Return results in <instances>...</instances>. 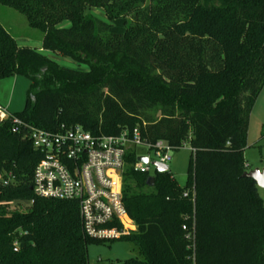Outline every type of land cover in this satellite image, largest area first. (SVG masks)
Here are the masks:
<instances>
[{
    "label": "trees",
    "instance_id": "16d2710c",
    "mask_svg": "<svg viewBox=\"0 0 264 264\" xmlns=\"http://www.w3.org/2000/svg\"><path fill=\"white\" fill-rule=\"evenodd\" d=\"M0 3L43 31L38 45H20L0 23V78L30 82L11 116L48 130L138 128L171 150L190 146L184 185L166 171L148 186V174L133 169L136 149L128 150L122 195L137 229L121 238L137 256L120 264H190L184 224L194 228V264H264V205L256 182L242 175L250 113L264 86V0ZM11 116L0 121V264H88V244L102 240L82 232L76 202L34 194L39 154L12 131ZM14 202L26 206L10 208Z\"/></svg>",
    "mask_w": 264,
    "mask_h": 264
},
{
    "label": "built area",
    "instance_id": "2783aa9c",
    "mask_svg": "<svg viewBox=\"0 0 264 264\" xmlns=\"http://www.w3.org/2000/svg\"><path fill=\"white\" fill-rule=\"evenodd\" d=\"M11 114L0 106V121ZM12 131L23 132L38 152L33 171V192L36 196L78 205L82 232L96 240L120 239L136 231L128 216L122 195V174L128 150L136 149L133 169L154 176L153 161L168 164L171 148L163 140L149 142L138 128H124L118 134H93L80 124H60L56 130L27 125L11 116ZM140 149H144L141 152ZM144 156L146 162L138 160ZM185 191L183 196H187ZM186 230L188 256L195 262L194 228Z\"/></svg>",
    "mask_w": 264,
    "mask_h": 264
},
{
    "label": "rangeland",
    "instance_id": "374dc122",
    "mask_svg": "<svg viewBox=\"0 0 264 264\" xmlns=\"http://www.w3.org/2000/svg\"><path fill=\"white\" fill-rule=\"evenodd\" d=\"M90 13L104 18V12L99 8H92ZM0 23L15 38L18 44L35 46L43 36V31L30 26L26 16L14 8L0 3ZM66 24V23H65ZM50 58L61 65L73 68H82L75 61L60 54L45 51ZM29 80L24 76H8L0 78V106L9 113H14L24 105L25 96L29 87ZM247 146L243 153L246 171L255 168L264 169V86L256 99L248 122L246 131ZM144 152V149H140ZM191 149L188 142L176 150L170 151L171 159L168 161V172L174 177L179 185H184L187 177ZM258 193L264 205V186H257ZM25 207V203H11L10 208ZM88 264H120L122 261L137 256V252L131 244L124 239L101 242H91L87 247Z\"/></svg>",
    "mask_w": 264,
    "mask_h": 264
},
{
    "label": "water",
    "instance_id": "95a60500",
    "mask_svg": "<svg viewBox=\"0 0 264 264\" xmlns=\"http://www.w3.org/2000/svg\"><path fill=\"white\" fill-rule=\"evenodd\" d=\"M138 160L146 162L147 158L144 156H140L138 157ZM153 164L157 172H166L169 169V166L167 164H163L157 161H153ZM242 175L244 177L252 178L256 182L257 186H264V169L255 168L253 170L243 172ZM146 184L148 186H153L155 184V177L152 175L147 176Z\"/></svg>",
    "mask_w": 264,
    "mask_h": 264
}]
</instances>
